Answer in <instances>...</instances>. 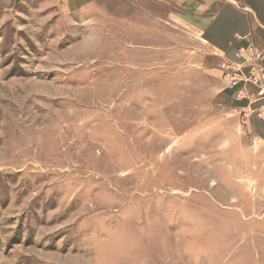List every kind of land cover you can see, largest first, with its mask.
<instances>
[{"label":"rangeland","instance_id":"1","mask_svg":"<svg viewBox=\"0 0 264 264\" xmlns=\"http://www.w3.org/2000/svg\"><path fill=\"white\" fill-rule=\"evenodd\" d=\"M151 4L0 0V264H264V143Z\"/></svg>","mask_w":264,"mask_h":264},{"label":"crops","instance_id":"2","mask_svg":"<svg viewBox=\"0 0 264 264\" xmlns=\"http://www.w3.org/2000/svg\"><path fill=\"white\" fill-rule=\"evenodd\" d=\"M147 1L157 8L151 12L157 17L148 19L144 13L145 30L162 31L165 27L169 30L167 24L172 25L170 42L176 47L191 49L190 54L197 57V62L206 64L209 79H222L227 114L238 117V125L245 128L252 139L264 143V121L256 116L258 110L264 109V103L253 104L248 98L235 100L236 89L228 87L219 68L225 60H234L239 46L255 45L264 50V0ZM164 9L166 16L160 13ZM261 65L264 67V58ZM245 87L249 93L256 92L251 84Z\"/></svg>","mask_w":264,"mask_h":264},{"label":"built area","instance_id":"3","mask_svg":"<svg viewBox=\"0 0 264 264\" xmlns=\"http://www.w3.org/2000/svg\"><path fill=\"white\" fill-rule=\"evenodd\" d=\"M234 56V60H225L219 65L228 87L236 89L234 99L239 101L248 98L253 104L264 103V67L261 65L264 50L255 45L239 46ZM246 84L255 86L256 92L249 94ZM256 116L264 121V109L258 110Z\"/></svg>","mask_w":264,"mask_h":264}]
</instances>
